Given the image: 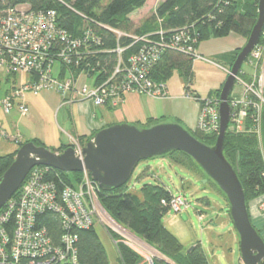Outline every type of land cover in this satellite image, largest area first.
I'll return each instance as SVG.
<instances>
[{"label": "trees", "instance_id": "1", "mask_svg": "<svg viewBox=\"0 0 264 264\" xmlns=\"http://www.w3.org/2000/svg\"><path fill=\"white\" fill-rule=\"evenodd\" d=\"M4 1L6 5L12 6L26 4L32 11L52 10L56 13L57 25L72 36L85 40L84 34L89 31L92 34L89 35V41L98 38V45L95 41H93L94 45L87 44L90 53L82 54L78 61L81 68L85 65L94 68V72L87 74L88 79L93 80V85L107 80L112 75L118 59L116 53L118 44L127 47L121 53V57L126 60L128 55L136 54L139 49L149 43L166 42L164 52L150 70L148 77L155 81L165 82L173 72H177L184 83L186 92L195 98L200 97L193 94L190 89L193 81V59L170 46L173 43L172 36L179 30L185 29L191 38L196 39L195 48L202 42L222 39L230 34L238 35L246 41L258 17L257 0H162L153 14L139 28L131 32L133 25L129 16L143 8L147 0H111L104 7L101 5L102 0ZM159 31L163 35L159 36L157 34ZM120 32L143 37L145 41L133 42L130 38L119 37L116 33ZM258 45H264L263 34ZM84 51L85 49L81 47L77 53L81 54ZM239 51L234 50L219 55L214 61L222 67V63H227L228 67H226L229 68ZM72 60L74 63L75 58ZM62 74L63 71L60 75ZM239 76L243 81L250 83L251 80L247 79L246 75L240 73ZM119 79L120 75L117 80ZM219 90L208 93L206 98H218ZM254 117L255 110L250 107L240 130H236L229 121L230 129L226 132L223 143L225 159L234 169L237 164L238 179L243 188L248 213L250 203L264 196V106L260 111L258 135L255 131ZM160 121L149 119L146 127L154 126ZM191 134L206 146L214 145L215 135L198 131H193ZM78 142L80 146H83L87 140L81 137ZM33 143L38 147H44L38 141H33ZM68 147L74 146L62 145L55 152L60 153ZM15 153L0 155V176L11 165ZM162 157L192 172L201 173L202 171L190 157L183 153L171 152ZM45 168L43 178L55 183L58 191L64 184L72 185L81 177L80 174L63 173ZM171 196L172 194L158 183H145L139 192L135 193L129 181L120 188L98 191L99 203L115 223L154 248L172 264H209L199 243L187 251L188 249H185L163 225L162 217L168 212L169 207L161 201L167 203ZM198 201H205L209 206L207 199ZM35 227L44 228L50 241L54 245L60 244L62 227L57 214L45 213L36 220ZM73 233L77 236V241L74 243L76 264H108L105 248L94 227L87 230H74ZM110 237L112 240H118L115 248L121 264H140L141 258L134 250L120 243L114 233H110ZM153 264L171 263L164 260H153Z\"/></svg>", "mask_w": 264, "mask_h": 264}, {"label": "built area", "instance_id": "2", "mask_svg": "<svg viewBox=\"0 0 264 264\" xmlns=\"http://www.w3.org/2000/svg\"><path fill=\"white\" fill-rule=\"evenodd\" d=\"M116 34L130 38L133 42L145 41L140 36L122 32ZM157 34L163 35L161 31ZM89 35L92 34L86 31L85 41L63 30L57 25L56 13L52 10L32 11L26 4L12 6L0 0V71L6 75L20 76L18 85L0 100V110L9 114L14 100L22 99L27 92L38 95L43 91H53L67 103H71L73 96L77 95L99 107L116 106L127 93L153 98L167 96L165 82L148 77L164 52L166 42L149 43L136 54L128 55L126 60L121 57V53L127 47L118 44V59L112 75L98 84L86 85L87 74L94 72V68L88 65L81 68L78 61L82 54L90 53L89 45H94L93 41L97 45L99 43L98 38L89 41ZM171 41L173 49L177 48V51L193 60H204L194 47L196 39L191 38L185 29L176 32ZM81 47L85 51L79 54L77 50ZM73 58L76 63H73ZM55 64H58L57 74L53 71ZM247 64L256 70V74L250 83L243 81L239 75L236 77L235 85L241 88L242 94L238 99H230V121L236 130H240L248 109L252 107L258 135L260 111L264 106V45L254 48ZM221 69L226 75L230 72L228 68ZM119 75L120 79L117 80ZM21 76H26V79L21 81ZM197 101L200 104L197 130L217 136L220 127L218 98ZM18 110L22 115L29 112L25 104H18ZM74 147H79L77 142H74ZM44 169L33 168L17 192L0 209V264H76L74 243L77 236L73 231L87 230L98 223H105L112 228L100 210V189L88 172L80 173L78 182L64 184L58 191L55 183L43 178ZM161 203L175 213L189 208L186 198L181 194L172 195L169 202ZM260 209L264 211V206ZM47 212L57 214L60 218L62 234L58 245L50 241L44 228L35 227L36 220ZM117 243L118 240L113 241L115 247ZM142 264H153V258L143 257Z\"/></svg>", "mask_w": 264, "mask_h": 264}, {"label": "water", "instance_id": "3", "mask_svg": "<svg viewBox=\"0 0 264 264\" xmlns=\"http://www.w3.org/2000/svg\"><path fill=\"white\" fill-rule=\"evenodd\" d=\"M257 3L256 23L219 90L220 127L213 146L199 142L176 123H159L148 128L131 124L109 126L90 138L79 155L73 147L56 153L27 142L19 147L11 165L0 176V209L35 167L70 174L88 172L100 189L109 190L125 185L140 162L180 152L190 157L227 199L230 222L239 238L241 264H262L264 241L251 224L237 164L234 169L223 155L224 137L230 129L232 111L229 99L235 89V80L263 34L264 0H257Z\"/></svg>", "mask_w": 264, "mask_h": 264}, {"label": "crops", "instance_id": "4", "mask_svg": "<svg viewBox=\"0 0 264 264\" xmlns=\"http://www.w3.org/2000/svg\"><path fill=\"white\" fill-rule=\"evenodd\" d=\"M244 45L245 40L242 37L230 34L222 39H210L202 42L197 46L196 51L203 59L211 61L207 63H213L224 78L227 75L221 68H227L228 65L227 63H222V67L215 63V58L234 50H240ZM247 66L250 71L241 72L246 75L247 79L251 80L256 74V70L248 64ZM9 76L12 77L14 84L10 90L5 91L0 100L18 85L19 81L17 82L13 75L5 74L6 80L9 81ZM223 78L221 77L214 82L213 87L211 89L208 88L204 93L196 86L194 89L190 87L193 94L198 95L200 98H195L190 93H187L183 83V91L172 98L167 95L165 98L154 100L155 98L153 97L127 93L116 106H95L91 101L83 100L77 95L73 96L71 103H67L53 91H43L38 95L27 92L22 99L14 100L9 114H5L0 110V155L12 154L23 144L33 141H38L46 149L55 152L62 145L74 146V142L80 145L78 142L79 138L82 137L88 141L97 132L109 126L131 124L147 128L146 124L149 119L161 120L159 123H174L175 121L176 124L183 126L190 133L198 131L196 124L200 104L197 100L204 99L208 93L220 89L225 81H222ZM25 79L26 76H21V81ZM85 83L86 85H92L94 82L92 79H88ZM236 89L232 93V98L238 99L241 97L242 90L239 87ZM166 91L169 92L167 86ZM67 97L69 100L70 97ZM18 104L27 106L29 110L27 115L20 113ZM159 107L162 110H159ZM159 123L157 122L156 124ZM262 205L264 206V196L250 203L248 214L252 226L257 232H261L262 238H264V211L262 212L260 209ZM108 238L114 246L110 236ZM104 248L108 264H112L109 259V250L107 251V248ZM110 254L113 255V263L115 261V264H121L116 248L115 257L112 252Z\"/></svg>", "mask_w": 264, "mask_h": 264}, {"label": "rangeland", "instance_id": "5", "mask_svg": "<svg viewBox=\"0 0 264 264\" xmlns=\"http://www.w3.org/2000/svg\"><path fill=\"white\" fill-rule=\"evenodd\" d=\"M110 1L102 0L101 5L104 7ZM161 1L147 0L143 8L133 12L129 16V20L133 25L131 32L139 28L153 14ZM204 61L194 59L193 83L190 86L191 89H194L195 86L198 87L203 93L208 88L211 89L214 82L218 81L221 77L223 78V75L213 63H207L211 61L206 59ZM53 71L54 74H57L58 64L54 65ZM241 71H250L247 63L242 65ZM225 79L226 77L222 81ZM15 80L18 82L20 76H15ZM13 84L12 77L9 76V81H7L5 74L0 71V98L4 95L5 91L11 89ZM165 84L168 87L169 92H167V95H170V98L183 91V81L177 72H173L165 81ZM236 88L238 87L235 86V90H237ZM263 93L264 89L262 91V98ZM156 99L158 100V98L154 100ZM159 110H162L161 107H159ZM171 122L173 121L171 120ZM78 146L73 147L76 149L77 155L80 154V150L83 147ZM145 183L161 184L172 195L181 194L186 198L189 204V208L186 211L183 210L175 213L172 210H168L162 217L163 225L178 239L185 249H189L199 243L206 254L209 264H241L239 238L230 222L227 199L218 187L206 177L203 171L201 173L192 172L171 162L166 157H155L140 162L129 180V185L135 193L139 192L141 186ZM202 199H207L209 206L205 201H198ZM99 206L100 210L104 213L105 219L113 229L104 225L105 223L98 222L94 228L104 247L107 248V251L109 250V259L112 264H115V261L113 263V255L110 253L112 252L115 257V247L109 241L108 236H110V233H114L119 238L120 243L131 248L140 256V264L143 263V257L145 256L152 257L153 260H165L172 264V262L163 257L154 248L115 223L104 211L101 204ZM259 235L261 238L263 237L261 232H259ZM262 240L264 241V238Z\"/></svg>", "mask_w": 264, "mask_h": 264}, {"label": "clouds", "instance_id": "6", "mask_svg": "<svg viewBox=\"0 0 264 264\" xmlns=\"http://www.w3.org/2000/svg\"><path fill=\"white\" fill-rule=\"evenodd\" d=\"M100 189V188H99Z\"/></svg>", "mask_w": 264, "mask_h": 264}]
</instances>
